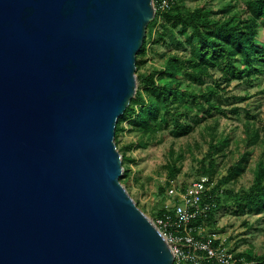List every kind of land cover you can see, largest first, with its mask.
Listing matches in <instances>:
<instances>
[{
	"label": "water",
	"instance_id": "water-1",
	"mask_svg": "<svg viewBox=\"0 0 264 264\" xmlns=\"http://www.w3.org/2000/svg\"><path fill=\"white\" fill-rule=\"evenodd\" d=\"M154 0H0V264H173L121 181Z\"/></svg>",
	"mask_w": 264,
	"mask_h": 264
},
{
	"label": "rangeland",
	"instance_id": "rangeland-1",
	"mask_svg": "<svg viewBox=\"0 0 264 264\" xmlns=\"http://www.w3.org/2000/svg\"><path fill=\"white\" fill-rule=\"evenodd\" d=\"M177 2L184 11L201 7L211 9L214 14L210 16L214 19L234 17L239 20L246 18L248 14L246 0ZM181 28H173L163 17H159L147 29L149 41L139 73L146 75L163 68L171 55L189 54L190 47ZM180 40L183 43H178ZM210 73L204 77L203 83L185 80L183 86L193 83L192 88L196 92L200 89L205 91L207 85L214 84L217 80L220 82V93L230 99L221 105L224 112L213 110L212 114L191 113L186 119L194 125L191 133L180 135L172 127H165L153 134H143L136 131L129 121L122 123L124 129L119 131L117 146L122 151L130 146L125 152L132 159L123 165L130 170L129 180L127 184L122 179L121 181L139 207L156 219L162 202L168 199L165 194L164 199H161L159 188L167 184L170 170L177 168L171 178L172 184L191 182L203 168H208L211 144H219L223 149L214 154L213 180L215 184L219 183L216 193L220 205L214 212L213 222L201 227V236L223 240L234 257L239 253L250 252L255 257L264 258V209L239 211L236 205L240 193L248 190L254 182L258 164L264 158V71L255 75L250 82L236 79L227 82L218 69H212ZM138 88L142 89L139 83ZM233 96L248 97L238 99ZM234 107L240 108L238 113L232 111ZM247 129L257 131L260 138L255 140L249 136ZM225 140L228 143L221 144ZM240 160L244 168L235 177L222 182L223 177Z\"/></svg>",
	"mask_w": 264,
	"mask_h": 264
},
{
	"label": "trees",
	"instance_id": "trees-1",
	"mask_svg": "<svg viewBox=\"0 0 264 264\" xmlns=\"http://www.w3.org/2000/svg\"><path fill=\"white\" fill-rule=\"evenodd\" d=\"M154 2L156 15L154 20L148 24L147 29L159 17H163L173 28L181 26V33L185 34V41L189 44L190 52L184 56L171 55L163 68L146 75L141 74L138 71L144 62L143 56L149 41L148 32L146 33L136 59L137 79L139 87L142 89H137L129 106L118 118L116 144L119 131L124 129L122 126L124 121H129L136 131L143 134H153L165 127H172L177 134L186 135L194 130V125L186 120L191 113L195 112L196 115L202 112L212 114L213 110L224 112L221 105L224 101H229L230 98L220 93V82L215 80L214 84L206 86L205 91L200 89L196 92L192 88L195 82L203 83L204 77L210 75L212 69H218L227 82L234 79L250 82L255 75L258 76L264 71V0H246L247 17L239 20H235L234 17L214 19L210 16L214 14L213 10L202 7L184 11L177 0H169V6L166 8L161 7L162 0H154ZM178 43L183 42L180 40ZM185 80H190L193 83L184 87ZM233 97L244 99L248 96ZM239 109V107H234L232 111L238 113ZM247 134L255 140L260 138L257 131L252 132L247 129ZM225 143L228 141L225 140L221 144L225 145ZM127 147L123 151L120 149L123 165L132 159L125 152ZM221 149L223 147L219 144H211L208 152L209 166L203 168L196 178L201 175H209L213 179L214 154ZM241 161L232 167L231 171L223 177L222 182L235 177L244 168ZM176 171L177 168H172L168 174L167 184L159 188L163 196L161 199H164V194L166 195V191L172 183L171 178ZM129 177V168H124V173L121 176L122 181L127 184ZM181 184L182 186L186 185L183 182ZM218 185L217 182L211 191L214 194L216 205L193 218L192 225L202 227L213 222L214 212L220 205V199L216 193ZM163 204L162 202L156 217L163 215L165 211ZM236 205L239 211L254 208L256 210L264 209V158L258 164L254 182L248 190H243L240 193ZM194 234L198 237L197 232ZM235 257L237 259L235 264H264V258L255 257L250 252L239 253Z\"/></svg>",
	"mask_w": 264,
	"mask_h": 264
},
{
	"label": "built area",
	"instance_id": "built-area-1",
	"mask_svg": "<svg viewBox=\"0 0 264 264\" xmlns=\"http://www.w3.org/2000/svg\"><path fill=\"white\" fill-rule=\"evenodd\" d=\"M168 6L169 0H162L161 7ZM181 183H171L166 191L168 199L163 201L165 211L153 219L171 243L173 264H235L237 259L223 240L201 236V227L191 224L193 218L216 205L211 192L214 180L201 175L185 186Z\"/></svg>",
	"mask_w": 264,
	"mask_h": 264
}]
</instances>
